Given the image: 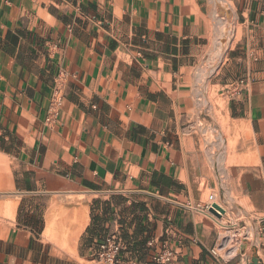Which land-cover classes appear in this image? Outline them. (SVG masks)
Segmentation results:
<instances>
[{
  "label": "crops",
  "instance_id": "0c3cea01",
  "mask_svg": "<svg viewBox=\"0 0 264 264\" xmlns=\"http://www.w3.org/2000/svg\"><path fill=\"white\" fill-rule=\"evenodd\" d=\"M222 5L214 86H243L207 102ZM224 222L250 253L210 255ZM105 237L138 264L162 243L168 264H264V0H0V264H97Z\"/></svg>",
  "mask_w": 264,
  "mask_h": 264
},
{
  "label": "built area",
  "instance_id": "2783aa9c",
  "mask_svg": "<svg viewBox=\"0 0 264 264\" xmlns=\"http://www.w3.org/2000/svg\"><path fill=\"white\" fill-rule=\"evenodd\" d=\"M243 86V81H235L226 84L223 89V97L228 99L236 96ZM56 96L59 97V89L56 90ZM214 204L213 196H209L204 205L203 210H209ZM243 227L238 224L220 225L219 239L216 245L210 249V255L218 262L228 261L239 255V251L243 246V242L247 240V234L243 231ZM147 245L151 247L153 241L150 240ZM121 249L120 242L115 237H105L98 243L97 251L94 259L97 264H138L136 261L123 260L119 257ZM174 259V251L167 243H162L158 251L154 254L151 264H168Z\"/></svg>",
  "mask_w": 264,
  "mask_h": 264
},
{
  "label": "rangeland",
  "instance_id": "374dc122",
  "mask_svg": "<svg viewBox=\"0 0 264 264\" xmlns=\"http://www.w3.org/2000/svg\"><path fill=\"white\" fill-rule=\"evenodd\" d=\"M222 6L225 9V12L218 9V18H220L221 23L217 25V30L215 31L213 40L210 44V54L208 57L209 61L208 64L205 65V69L202 71V73H200L203 89H199V91L201 94L204 93L205 87V93L203 95H205V99L207 100V102L221 98L219 96V94L221 93L220 89L214 85L219 79L221 71L228 63V52L233 41V24L231 19L227 17V15H230V13L227 10L226 6ZM226 127L227 126L223 122L205 120V128H208L213 133V135L209 138L210 141L214 142L213 144H219V128L223 129ZM215 141L218 142L215 143ZM218 156V150L216 148L212 149V161L215 165ZM224 224L227 225L226 222H224ZM241 232L247 234V240L243 242V246L241 247L239 254H242L244 252L250 253V247L253 241V232L249 231V229L246 228H244Z\"/></svg>",
  "mask_w": 264,
  "mask_h": 264
},
{
  "label": "water",
  "instance_id": "95a60500",
  "mask_svg": "<svg viewBox=\"0 0 264 264\" xmlns=\"http://www.w3.org/2000/svg\"><path fill=\"white\" fill-rule=\"evenodd\" d=\"M208 212L212 214L213 216H215L216 218H220L224 214V210L220 208L217 204H212ZM252 251H253V256L251 257L250 262L247 264H259L254 250Z\"/></svg>",
  "mask_w": 264,
  "mask_h": 264
}]
</instances>
